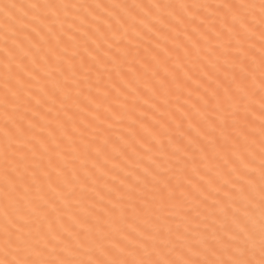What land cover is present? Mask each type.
<instances>
[{
  "label": "snow or ice",
  "instance_id": "snow-or-ice-1",
  "mask_svg": "<svg viewBox=\"0 0 264 264\" xmlns=\"http://www.w3.org/2000/svg\"><path fill=\"white\" fill-rule=\"evenodd\" d=\"M0 264H264V0H0Z\"/></svg>",
  "mask_w": 264,
  "mask_h": 264
}]
</instances>
